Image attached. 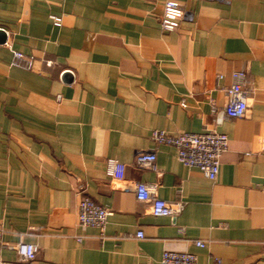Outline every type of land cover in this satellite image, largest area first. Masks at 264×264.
I'll return each instance as SVG.
<instances>
[{
    "label": "crops",
    "instance_id": "crops-1",
    "mask_svg": "<svg viewBox=\"0 0 264 264\" xmlns=\"http://www.w3.org/2000/svg\"><path fill=\"white\" fill-rule=\"evenodd\" d=\"M166 1L0 0V264H160L165 250L264 264V0H178L174 30L162 26ZM237 70L249 110L234 118ZM154 129L226 133L218 177ZM144 151L156 168L136 163ZM138 180L183 210L153 214ZM83 195L112 210L104 231L80 224ZM20 241L39 245L32 262Z\"/></svg>",
    "mask_w": 264,
    "mask_h": 264
},
{
    "label": "built area",
    "instance_id": "built-area-1",
    "mask_svg": "<svg viewBox=\"0 0 264 264\" xmlns=\"http://www.w3.org/2000/svg\"><path fill=\"white\" fill-rule=\"evenodd\" d=\"M185 10L178 0H167L162 17V26L166 30H174L184 17ZM59 20V17H56ZM14 64L31 67L32 61L23 52L14 51ZM234 82L226 88L228 102L225 110L228 116L239 118L249 110L248 93L245 87L247 72L237 70L233 73ZM151 138L156 143H165L176 147L178 159L188 166H196L210 179L218 177L223 153L229 146V136L216 130L205 132H181L173 134L163 129H154ZM156 154L153 151H144L137 154L136 163L141 166L156 168ZM108 173L121 179L126 174V164L110 158ZM264 188V186H263ZM136 194L140 201L148 202L153 214L177 215L183 210L180 201H171L160 198L156 194V185L146 181L136 182ZM112 210L98 203L89 195H83L79 203V222L83 226H94L105 230ZM138 237L143 232H138ZM196 244L204 246L203 240H196ZM26 262H32L39 251V245L33 242L20 241L14 245ZM216 264H221L220 258H215ZM144 264H153L151 262ZM160 264H198V255L191 251L165 250Z\"/></svg>",
    "mask_w": 264,
    "mask_h": 264
},
{
    "label": "water",
    "instance_id": "water-1",
    "mask_svg": "<svg viewBox=\"0 0 264 264\" xmlns=\"http://www.w3.org/2000/svg\"><path fill=\"white\" fill-rule=\"evenodd\" d=\"M5 30L0 29V33L4 32Z\"/></svg>",
    "mask_w": 264,
    "mask_h": 264
}]
</instances>
